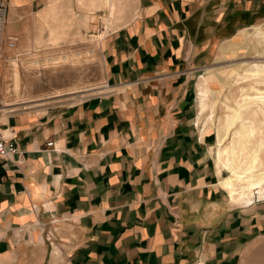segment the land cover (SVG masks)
<instances>
[{
	"label": "crops",
	"instance_id": "1",
	"mask_svg": "<svg viewBox=\"0 0 264 264\" xmlns=\"http://www.w3.org/2000/svg\"><path fill=\"white\" fill-rule=\"evenodd\" d=\"M52 1H5L2 55L15 54L9 37L24 41ZM118 1L114 29L80 12L84 32L103 34L100 94L33 108L1 84L0 134L19 151L0 159V264L262 259L264 191L224 186L220 134L196 129L194 107L220 24L232 23L233 9L263 19L264 0ZM204 89L202 80L200 113Z\"/></svg>",
	"mask_w": 264,
	"mask_h": 264
},
{
	"label": "rangeland",
	"instance_id": "2",
	"mask_svg": "<svg viewBox=\"0 0 264 264\" xmlns=\"http://www.w3.org/2000/svg\"><path fill=\"white\" fill-rule=\"evenodd\" d=\"M234 1L231 0L236 5ZM54 5V9L49 8L51 11L36 19L38 24L35 23V16L30 19V23L25 25L27 33L24 41L17 40L16 47H10L8 43V47L16 50L14 55H3L4 66H0L2 86L11 95L13 102L24 103L22 106L25 107L37 108L47 102L72 103L98 95L105 89L103 86L108 69L101 54L103 34L102 31L100 35L84 32L85 25L80 20L84 15L80 12L84 6L88 9V21L92 18L95 21L98 16L100 22L109 24L114 29L115 20H118L121 13L120 2L103 0L100 6L96 5L95 0H54L51 7ZM101 7V13L96 14V9ZM70 8H73L72 16H69ZM229 19L231 24H228V20L225 24H220L223 29L226 27V31L222 30L217 34L216 49L211 58L207 59L204 71L197 76L196 82L199 84L194 107V114L198 118L196 129L201 133L209 129V132L214 131L217 136L220 134L224 141L218 143L227 149L235 140L234 133L240 125L245 122L249 128L256 127L257 133L255 131L247 136L244 150L240 153L242 155L233 167L241 168L246 163H253L252 158L256 157L258 162L255 166L260 171L264 168V146L259 149L258 143H264V112L257 106L250 105L240 111L242 118L228 133L223 124L231 114L230 108L236 109L243 102L245 93H251L253 88L264 89L259 79L250 78L246 73L251 64L264 63V42L252 35L257 26L264 31V18L255 21L233 9ZM241 29L247 30L251 35L240 37ZM2 70L6 74V80ZM202 80L208 91V107L205 112L200 113L199 89ZM227 169L230 173L226 170V174L231 176V169ZM237 185L240 188L243 186L242 183H236L235 187ZM261 252L262 259L247 260L246 264H264V245Z\"/></svg>",
	"mask_w": 264,
	"mask_h": 264
},
{
	"label": "bare ground",
	"instance_id": "3",
	"mask_svg": "<svg viewBox=\"0 0 264 264\" xmlns=\"http://www.w3.org/2000/svg\"><path fill=\"white\" fill-rule=\"evenodd\" d=\"M242 35H251V33L248 31H244L242 33ZM252 35L253 36L256 35L255 37H257L261 42H264V31L261 29L260 26H257L254 28V33H252ZM263 55H264V53H263ZM246 73L248 74V77L253 78V79H257V80L259 79L260 80L259 83L264 85V63H262V64L258 63V64H254V65L251 64L249 66V68L246 70ZM207 94H208V91L206 89H204L202 91V94H201V98H202L201 99V112L202 113L205 112L207 107H208V105L206 104V102L208 100ZM243 97H244L243 102L238 104V108H236V109L230 108L231 114L228 115L226 122L223 124V128H225L226 133H228V131L238 122V120H240L242 118L240 116V111L243 110V108H247L250 105H255L262 112H264V89L253 88L251 93H247V94L245 93L243 95ZM250 114H251V112H250ZM253 116H256V115L253 113ZM255 128L254 127L249 128V125L244 122L242 125H240V128L235 131V133H234L235 140H233L232 145H230L229 148H227V149L224 148L223 151L222 150L219 151L218 159L221 161L223 156L227 157L225 167H228L231 169V176L227 180V182L225 183L224 186H226V188L228 190H231L232 192L237 191L235 189L236 183H242L243 186L241 188L239 187L240 188L239 190H242L244 192L246 190L251 191L252 189H255V188H258L261 191H264V189H263V187H264V168L260 169V171L257 170L258 168L255 166L256 165L255 163H257L258 160L256 157L252 158L254 160L253 163H246L245 166H243L241 168L240 167H233V165L236 164V162L238 161L239 156L242 155V154L240 155V153L244 150L245 144L247 142V139H246L247 136L253 134L257 130ZM256 133H257V131H256ZM223 141H224V137H220L218 142L221 143ZM258 146L260 149L261 146H264V143L262 141H260L258 143ZM257 152H258V150L255 151V154H257ZM248 155H249V153H248ZM259 193H260V191H259ZM246 194L244 193V195H246ZM248 195H246V197ZM239 196H242V195L240 194ZM245 199H247V198H245Z\"/></svg>",
	"mask_w": 264,
	"mask_h": 264
},
{
	"label": "built area",
	"instance_id": "4",
	"mask_svg": "<svg viewBox=\"0 0 264 264\" xmlns=\"http://www.w3.org/2000/svg\"><path fill=\"white\" fill-rule=\"evenodd\" d=\"M8 16V10L7 6L4 0H0V37L3 35L5 28H6V21ZM9 46L15 47L16 45V39L14 37H9ZM4 59V56L2 55L1 49H0V62ZM1 78H0V88H1ZM1 105V103H0ZM48 146L51 147L52 143H48ZM17 146L14 142H7L3 137L2 134H0V159L1 158H12L16 154H18Z\"/></svg>",
	"mask_w": 264,
	"mask_h": 264
}]
</instances>
